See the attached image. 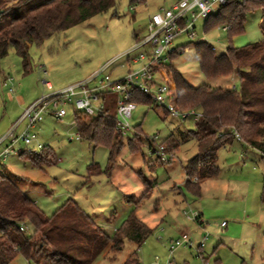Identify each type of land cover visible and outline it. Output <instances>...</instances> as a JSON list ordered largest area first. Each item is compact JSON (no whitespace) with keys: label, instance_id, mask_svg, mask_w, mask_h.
I'll return each instance as SVG.
<instances>
[{"label":"rangeland","instance_id":"1","mask_svg":"<svg viewBox=\"0 0 264 264\" xmlns=\"http://www.w3.org/2000/svg\"><path fill=\"white\" fill-rule=\"evenodd\" d=\"M17 1L13 0L14 3ZM171 2L145 0L142 4L130 6L128 0H119L116 10L97 15L40 45L30 46L26 68L23 58L10 49L0 60V138L20 118L17 119L18 115L41 96L85 82L104 68L103 76L112 80L123 78L127 73V69L121 68L126 65L125 54L139 42L137 38L141 40L148 36L150 17L161 8L170 7ZM262 16L261 10L248 13L244 32L232 39L235 48L254 46L264 39ZM205 22L206 19H199L195 23L197 37L194 39L187 34L177 35L174 48L205 42L215 49L217 55L224 54L230 45L229 33L223 26L205 31ZM144 51L150 52L151 46L147 45L132 55L135 57ZM172 64L193 87L208 85L230 90L234 84L239 89L236 76L207 80L191 46L184 51L180 48ZM156 81L161 82V78L156 76ZM47 83L52 89L47 88ZM11 89L16 91L14 95L10 93ZM19 90L28 96L29 105L22 107L17 103ZM121 99L122 95L116 92L106 93L102 103L109 113L117 115ZM66 111V117L61 120L45 116L42 124L33 130L42 145L53 150L54 164L44 170L33 169L19 157L11 155L2 164V169L11 179L15 176L21 178L19 182L26 190L35 192L37 205L47 216L55 214L72 199L87 215L97 220L99 228L108 236L119 230L132 213L153 229L151 237L142 245L127 239L114 257L105 252L93 264H124L132 254L140 264H242L243 261L264 264V205L261 203L264 157L260 152L250 146L238 148L236 140L233 147L221 149L218 153L221 179L218 182L205 181L201 196L197 197L184 187L179 189L184 180L182 167L197 154L195 140L183 139L178 153L170 163L163 165L148 156L145 146L146 137L156 136L158 144L171 135L183 138L181 136H187L195 129V123L191 120L181 122L156 105H138L130 121L132 130L125 136L112 175L88 176V169L94 164L106 169L108 151L78 141L73 123L75 110L67 106ZM138 126L143 132L139 138L144 142L142 152L145 158L141 153L132 154L129 149L128 140L135 139ZM23 128L24 124L20 125L16 134ZM27 148L36 149L33 144ZM150 163H153L152 167ZM140 172L151 185H144ZM132 200L140 201L136 211ZM195 212L202 215V225L185 216V213ZM184 232H188L196 246L203 245L200 253L185 247L170 253L171 242ZM11 264L33 263L18 256Z\"/></svg>","mask_w":264,"mask_h":264},{"label":"trees","instance_id":"2","mask_svg":"<svg viewBox=\"0 0 264 264\" xmlns=\"http://www.w3.org/2000/svg\"><path fill=\"white\" fill-rule=\"evenodd\" d=\"M119 0H0V60L10 49L23 58L28 66V49L40 45L53 36L65 32L97 15L116 10ZM145 0H128L130 6ZM262 11L261 31L264 35V0H248L246 3H228L209 16L205 31L216 26L227 27L230 45L226 52L217 55L212 46L197 42L176 47L168 63L154 66V72L161 78L175 97L179 110H197L202 118L194 122L195 129L187 136L171 135L157 144L146 137L152 147L161 146L171 158L179 151L182 140L190 138L197 143V154L190 159L183 171L186 176L184 188L188 193L201 196L205 181L218 179L220 168L218 153L230 147L237 133L240 139L257 150L264 157V39L254 46L235 48L232 39L244 32L249 12ZM191 46L196 54L202 74L207 80L236 76L239 89L212 88L208 85L193 87L188 84L172 64V60ZM105 93L100 95L104 98ZM130 102L136 105L153 106V102L138 89L130 90ZM79 140L108 151V165L102 169L98 164L90 166L88 176L112 175L118 156L124 146V137L116 130V115L105 109L95 117L74 113L73 121ZM135 139L129 141L132 154L142 152L144 142L141 127L136 128ZM33 169L44 170L56 162L53 150L42 147L36 151H24L19 156ZM157 164L163 163L156 158ZM153 164V163H152ZM151 163L149 166H153ZM144 185H151L141 172ZM3 171L0 173V264H11L18 256L29 263L42 264H93L109 252L113 257L122 250L127 239L142 245L153 229L141 222L132 213L119 230L108 236L96 225L77 203L67 200L55 214L45 212L26 194L16 182ZM133 202V200H132ZM135 211L140 201L133 202ZM261 203L264 205V177ZM198 218L196 221L199 222ZM21 225L26 231H21ZM109 249V251H108ZM132 254L124 264H140ZM242 264H246L245 261Z\"/></svg>","mask_w":264,"mask_h":264},{"label":"built area","instance_id":"3","mask_svg":"<svg viewBox=\"0 0 264 264\" xmlns=\"http://www.w3.org/2000/svg\"><path fill=\"white\" fill-rule=\"evenodd\" d=\"M248 0H172L170 7L161 8L160 11L150 17L148 23V36L142 38L135 46L128 51L125 56L129 57L133 52L150 45V52H141L137 56L129 58L126 65V75L119 80H112L109 76H103L105 70L96 72L90 79L65 89L41 96L29 105L20 118L15 122L10 131L0 139V145L7 143L0 152V173H3L2 164L7 157L13 155L19 157L22 153L20 145L30 146L37 141V134L33 130L44 120L45 116H52L58 120L66 117L67 106H72L75 112L84 114L87 117H95L102 113L105 107L100 95L102 93L116 92L122 95L119 101L116 115V130L124 138L132 130L130 121L137 105L130 102V90L138 89L141 93L151 99L154 105L161 107L173 118L180 119L181 122L191 120L197 122L202 118V113L197 110H179L175 103V97L170 88L165 83L157 82V74L154 66L167 62L169 56L176 51L173 41L177 35L187 34L189 38L197 37L195 23L199 19H207L216 11L228 3L243 4ZM227 30V27L223 28ZM213 50H215L212 47ZM133 65L134 67H131ZM6 85V83H5ZM50 89V86H48ZM10 93H14L13 89ZM24 124L23 130L16 134L20 125ZM236 141L243 142L237 133L234 134ZM79 140V137H77ZM157 143V137H154ZM244 143V142H243ZM158 144V143H157ZM152 147L146 142L148 156L158 158L163 164H168L173 158L165 154L163 147ZM41 146L39 145V148ZM188 220L196 221L198 213H185ZM222 227L225 223L221 224ZM28 228L21 225L20 230L26 231ZM195 249L200 253L203 245L196 246L190 239L187 232L182 233L170 244V253L173 254L178 248Z\"/></svg>","mask_w":264,"mask_h":264},{"label":"crops","instance_id":"4","mask_svg":"<svg viewBox=\"0 0 264 264\" xmlns=\"http://www.w3.org/2000/svg\"><path fill=\"white\" fill-rule=\"evenodd\" d=\"M150 20V19H149ZM140 39L139 38H137V41H139ZM133 57V55H129V57H127V56H125V58H126V62H127V60L129 59V58H132ZM122 66V65H121ZM132 67V66H131ZM126 69V68H125ZM24 82H22V84H23ZM21 84V85H22ZM48 86H50V89H52V85L50 84V83H47V88H49ZM234 89H237L236 87H234V84H233V87H232V90H234ZM16 93V91L13 93V95ZM17 103L20 105V106H22V107H25L26 106V104L28 103V105L30 104V100H28V96H26V95H24L23 94V92H22V90H19V96L17 97ZM138 106V105H137ZM23 110V109H22ZM22 112V111H21ZM21 116V114H19L18 115V117H17V119L19 118ZM50 117V116H49ZM52 117V116H51ZM54 118V117H53ZM56 119V118H55ZM58 120V119H57ZM44 121V120H43ZM42 124V123H41ZM14 125V124H13ZM20 127V126H19ZM18 127V128H19ZM18 130V129H17ZM76 130V129H75ZM141 130H142V128H141ZM10 131V130H9ZM8 131V132H9ZM7 132V133H8ZM6 134H3L2 136H1V138H3L4 136H5ZM0 138V139H1ZM78 140V139H77ZM78 141H81V140H78ZM6 144L7 143H3V144H1L0 145V152L2 151V149L6 146ZM33 144V146L36 148L35 149V151L37 150H39V149H41L42 147H44L43 145H42V143L40 142V139L38 138V136H37V141L36 142H34V143H32ZM31 144V145H32ZM233 144H234V142H233ZM231 145L230 147H233L234 145ZM237 144H239V145H237V147L239 148H243V146H248L247 144H245V143H242V142H239V141H237ZM39 145L41 146L40 148H39ZM20 147V149H22V152H24V151H30L29 149L30 148H27V147H25V146H23V145H20L19 146ZM178 153V152H177ZM20 158V157H19ZM21 159V158H20ZM219 162V161H218ZM229 165H231V166H233L234 164H229ZM4 169H5V166H4ZM182 169H183V167H182ZM184 172V171H183ZM221 175H222V170H221V172H220V176H219V178L218 179H215V180H212V181H214V182H218V180H220L221 179ZM16 177V176H15ZM17 178V180H16V182H17V184L19 185V188L21 189V191L24 193V194H26L27 196H29L36 204H37V201L35 200V198H34V194L33 193H35V192H33V191H28V190H26V188H25V186H22V184L19 182V179H21V178H19V177H16ZM185 180H186V176H185V174H184V180H183V185H182V187H179V189L181 190L183 187H184V182H185ZM114 191V190H113ZM113 193V192H112ZM114 194H117V192L116 191H114ZM118 196H119V194H118ZM78 204V203H77ZM78 206L84 211V209L82 208V206H80L79 204H78ZM196 213H198V212H196ZM199 214V213H198ZM201 216L202 215H200L199 214V224L200 225H202L203 224V221H202V219H201ZM92 219H93V221H94V223L97 225V220L95 219V218H93V217H91ZM197 222V221H196ZM224 223V222H223ZM227 227V226H226ZM188 233V232H187ZM203 236H204V234H203ZM138 260V259H137Z\"/></svg>","mask_w":264,"mask_h":264}]
</instances>
